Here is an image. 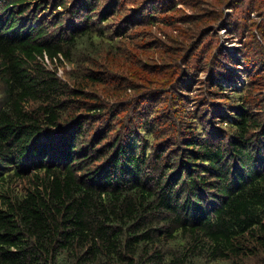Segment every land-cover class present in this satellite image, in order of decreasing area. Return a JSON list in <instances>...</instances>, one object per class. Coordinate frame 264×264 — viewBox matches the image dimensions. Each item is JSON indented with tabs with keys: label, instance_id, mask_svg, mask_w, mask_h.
<instances>
[{
	"label": "trees",
	"instance_id": "16d2710c",
	"mask_svg": "<svg viewBox=\"0 0 264 264\" xmlns=\"http://www.w3.org/2000/svg\"><path fill=\"white\" fill-rule=\"evenodd\" d=\"M67 1L0 0V264H246L264 254L262 100L238 95L189 122L173 105L152 112L137 100L108 138L118 107L82 86L102 71L82 60L71 85L45 66L84 56V36L107 35L98 0ZM170 71L155 91L166 104L181 97L177 64ZM168 117L175 125L160 122ZM162 125L170 134L157 139Z\"/></svg>",
	"mask_w": 264,
	"mask_h": 264
},
{
	"label": "rangeland",
	"instance_id": "374dc122",
	"mask_svg": "<svg viewBox=\"0 0 264 264\" xmlns=\"http://www.w3.org/2000/svg\"><path fill=\"white\" fill-rule=\"evenodd\" d=\"M68 1L69 7L74 1ZM155 4L157 10L152 8ZM106 8L109 19L102 26L108 36H84L77 45L82 49L75 51V55L84 56L76 55L73 61L60 63L46 59L45 66L71 85L81 80L77 66L82 60H89L86 70L93 67L102 71L99 81H84L81 85L88 95L100 97L110 108L118 107L115 127L106 121L110 126L108 138L117 130L119 115L126 113L131 119L133 113L127 112L137 108V100L140 109L152 112L173 105V110L184 117L183 122H189L193 114L195 118L210 115L212 106L218 103L239 104L236 96L241 95L245 101V93L256 94L264 105V0H98V13ZM151 9L154 12L148 18ZM50 12L45 16L49 17ZM41 13L40 10L38 14ZM68 14L66 9L61 16L67 20ZM82 19L79 15L75 22L80 25ZM146 44L152 46L143 48L148 47ZM173 63L179 68L181 97L166 104L164 99H155V91L161 86L157 77L171 72ZM155 65L159 71H144ZM145 76L148 80L144 82ZM143 95L144 100L139 98ZM135 115L138 120L139 115ZM104 121H94L95 129L105 128ZM160 122L175 125L169 117ZM162 128L157 139L166 138L165 132L170 134L163 125ZM149 140L155 141V131ZM243 261L264 264V254L250 255ZM191 264L230 262L196 256Z\"/></svg>",
	"mask_w": 264,
	"mask_h": 264
}]
</instances>
